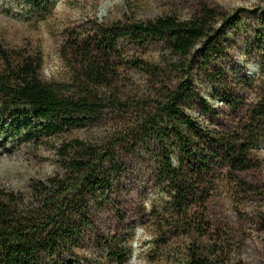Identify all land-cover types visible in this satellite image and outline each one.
I'll use <instances>...</instances> for the list:
<instances>
[{
  "label": "rangeland",
  "instance_id": "374dc122",
  "mask_svg": "<svg viewBox=\"0 0 264 264\" xmlns=\"http://www.w3.org/2000/svg\"><path fill=\"white\" fill-rule=\"evenodd\" d=\"M203 6L219 12L220 35L201 54L130 35L131 25L186 20ZM0 44L41 57L42 80L65 96L79 95L89 61L109 63L108 83L90 89L96 107L62 120L60 133L45 132L31 109L0 110V190L26 205L37 204L35 188L70 177L75 141L108 152L94 159L95 190L82 193L88 213L68 222L78 243L44 255L45 264H129L137 228L136 264H187L192 252L264 264V115L255 114L264 100V0H0ZM173 101L190 126L165 110ZM224 135L250 146L252 169L230 170ZM166 159L195 183L181 199L159 177ZM110 246L123 263L109 260Z\"/></svg>",
  "mask_w": 264,
  "mask_h": 264
},
{
  "label": "trees",
  "instance_id": "16d2710c",
  "mask_svg": "<svg viewBox=\"0 0 264 264\" xmlns=\"http://www.w3.org/2000/svg\"><path fill=\"white\" fill-rule=\"evenodd\" d=\"M219 12L203 6L186 20L166 16L145 24L129 27L130 35L143 44L165 41L171 51L179 56L203 53L220 35L216 28ZM201 46L199 49L198 47ZM205 56V54H203ZM43 60L28 56L17 50H7L0 44V110L17 114V111L31 109L34 119L43 123V130L51 134L63 130L64 119L73 113L87 111L96 107L92 102L90 89L108 83L109 63L89 61L80 78L83 83L79 95L65 96L58 85L46 84L40 75ZM172 112L171 118L182 116L183 123L190 126L189 117L180 112L175 101L165 106ZM257 116L264 115V100L255 109ZM193 156L192 145L181 140ZM225 162L233 173L253 168L250 160V146L242 144L235 136H221ZM68 153V179H53L50 187L35 188L38 191L37 204L26 205L25 200L14 193L0 190V264H45L44 255H54L60 246L78 243L81 233L71 232L69 224L72 213H88V204L82 197L84 190H95L98 183L94 176V159L98 155L108 157V152H96L93 147L75 141ZM160 169L159 177L167 181L179 195L185 196L187 190H194L195 183L182 167L174 168L166 159ZM200 164V161H199ZM206 166V163H201ZM192 183V184H191ZM111 189V185H108ZM181 206H178L180 208ZM82 226H91L83 218ZM77 236V239L75 238ZM109 260L123 263L125 258L110 246ZM187 264H222L216 252L210 257L200 252H192Z\"/></svg>",
  "mask_w": 264,
  "mask_h": 264
},
{
  "label": "clouds",
  "instance_id": "9594fccd",
  "mask_svg": "<svg viewBox=\"0 0 264 264\" xmlns=\"http://www.w3.org/2000/svg\"><path fill=\"white\" fill-rule=\"evenodd\" d=\"M146 206H149V202H147L146 201ZM143 231V229H141V228H137L136 229V235H137V238L136 239H133L132 241H131V247H132V249H133V255H132V258L130 259V261H129V264H136V260H135V257H136V250L139 248V240H138V238H139V234H140V232H142Z\"/></svg>",
  "mask_w": 264,
  "mask_h": 264
}]
</instances>
